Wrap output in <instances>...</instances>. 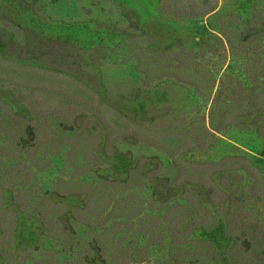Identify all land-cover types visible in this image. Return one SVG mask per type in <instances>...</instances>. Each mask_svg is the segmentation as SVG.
<instances>
[{
  "label": "rangeland",
  "instance_id": "obj_1",
  "mask_svg": "<svg viewBox=\"0 0 264 264\" xmlns=\"http://www.w3.org/2000/svg\"><path fill=\"white\" fill-rule=\"evenodd\" d=\"M187 1L127 0L123 6L112 0H21L19 4L27 7L28 14L19 8L20 13L33 26H13L6 17L0 16V193L1 190L6 191L14 200L17 190L24 191L30 186L29 180L25 182L26 177L21 178L22 173L27 172L30 178L36 177L35 182L31 180L35 190L31 196L34 205L28 208L21 194L19 205L15 204L16 211L4 210L2 208L6 204L0 194V215H5V225L10 227L16 213L25 217L26 225L33 226L41 241L35 244L41 252L43 244L51 241L52 250L60 253L59 242L48 234L42 222V200L45 202L48 191L53 192L60 179L72 172V161L80 165L82 156L97 142L94 149L96 158H92L90 168L83 175V184L101 190L98 184L101 185L103 180L124 183L130 173L125 183L129 190H137L145 200L150 199V193L161 197L157 204H152V209L145 208L144 220L147 222L155 216V209L161 202L171 204L181 199V206L187 214L184 223L189 227L194 220L197 222L204 218V206L209 205V199L218 201L217 194L208 190H214L215 181H219L220 189L231 199L235 198L241 204L239 200L245 193H250L247 187L255 182V174L263 175L257 166L264 167V152L255 153L230 139L250 134L257 125L250 118L243 117L235 126L214 133L216 138L206 135L205 127L210 126L216 88L209 92L201 85H209L211 77L205 72L192 76L191 71L182 72L178 77L170 75L169 68L174 64L171 50L143 57L142 48L147 45V39L131 28L136 17L134 11L146 8L144 13L159 16L167 31L189 30L195 18L175 17L173 9L168 7H175L176 2L186 4ZM262 2L258 0V4L263 6ZM229 4L226 0H218L217 10L222 12L225 9L224 14L232 15ZM30 15L35 18L30 19ZM86 25L93 30L113 27L117 37L107 42L84 39L80 32ZM146 61L155 62L150 66V73L155 72V76L142 83L137 71L144 68ZM242 65L252 70L244 58H239L235 67ZM70 74L79 80L68 77ZM252 75H249L250 79ZM251 88L250 80L245 90L248 103L252 99ZM228 97L226 90L215 106L212 117L216 123L222 118L221 112ZM102 123L109 126L105 145H102L104 136L98 129ZM32 125L35 138L32 137ZM88 133L91 134L89 140L86 137ZM259 135L264 145V126ZM36 138L40 140L37 148L32 146ZM16 142L20 147L24 145V150H18ZM224 142L241 149L230 151L240 155L220 158L224 154L221 151L225 147ZM225 148L229 150V147ZM170 155L172 163L169 162ZM40 157H45V160L40 162ZM255 157L259 161L256 162ZM69 158L73 160L70 162ZM35 163L40 167L34 166ZM134 163L137 167L132 166ZM228 171L230 174L224 176ZM139 172L145 173L143 183L138 181L141 178ZM258 176L256 179L260 180ZM245 179L248 182L244 185ZM136 183L142 185V190ZM111 190L116 198L119 188ZM257 191L262 195V188L258 186ZM82 196L79 192L56 195L59 201L50 210L49 220L55 224L59 219L66 221L70 210L85 215L87 212L83 209L74 210L82 208ZM252 197L254 199V195ZM253 205L256 214L253 224L258 219L262 222L264 197L254 199ZM198 208L202 214L198 213ZM39 211L41 213L37 215ZM195 227L196 230L201 229ZM206 227L207 224H203L202 228ZM96 232H99L98 228L94 229ZM93 234L84 233L73 224L67 236L73 241L70 250H87ZM188 246L183 244L179 249L203 250L194 247L193 243ZM162 250L168 252V245ZM11 262L15 264L19 260ZM0 264H4L1 257ZM145 264H152V261Z\"/></svg>",
  "mask_w": 264,
  "mask_h": 264
},
{
  "label": "trees",
  "instance_id": "obj_2",
  "mask_svg": "<svg viewBox=\"0 0 264 264\" xmlns=\"http://www.w3.org/2000/svg\"><path fill=\"white\" fill-rule=\"evenodd\" d=\"M19 1L21 0H0V16L6 17V21H9L13 26L23 27L25 24L30 26L32 24L25 21V16L19 10L20 8L21 12L28 14L27 7L21 6ZM112 1L123 6H126L127 2V0ZM230 1L226 0V4H229ZM260 2L262 0H259ZM262 3L263 6L258 4V0L231 1L229 7L233 11L230 12L232 15H228L224 14L225 9L222 12L217 10L218 0H188L186 4L176 2L175 7L168 6L173 9V16L195 18L192 21L191 29L176 31H167L159 16L144 13L146 8L140 7L139 11H134L136 17L131 25L132 29L139 31L147 39V45L142 48L143 57L145 55L152 57L153 54H161L166 50L172 51L174 57L171 60L174 64L169 68L171 69L170 75L178 77L182 72L191 71L192 76L205 72L209 78L211 77L209 85H201V88L204 90L207 88L209 92L216 88L213 98L214 106L212 105V109L210 108V126L205 127L206 135L216 138L214 133L223 132L226 128L235 126L243 117H248L250 121L257 124L256 127L254 126L250 130L249 135L230 137V139L259 154L264 152L262 136L259 135L261 127L264 126V0ZM29 18L34 19L35 17ZM92 28L86 25L85 30L80 32L81 36L84 39L88 37L92 38V41L103 40L104 42L117 37L113 27L95 30ZM239 58H244L245 63H249L252 70H247L246 65L235 67ZM154 64V61H146L144 68L137 71L142 83L155 76V72L150 73L152 71L150 66ZM251 73L253 74L252 79L249 77ZM67 76L78 79L72 74ZM249 79L252 81L250 92L253 94L248 103V101L246 102L248 93H245V90L247 83L250 82ZM194 89L197 90V87L194 86ZM226 90L229 95L228 101L225 102V108L221 112L222 118L216 123L212 117L215 113V106L218 105ZM82 102L84 103V100ZM85 103L87 104L86 101ZM31 127L32 137L35 138L33 125ZM98 129L104 136L102 145H105L109 126L102 123ZM90 135L86 134L88 140ZM39 141L37 138L34 139L32 146H38ZM98 143L93 148L89 147V152L87 151L82 156L80 165H76L75 160L69 158L70 162L73 160L71 163L72 172L60 179V183L56 184L53 192L48 191L45 202H43L44 199L42 200V222L45 224L48 234L59 242L60 253L52 250L51 241L43 244L42 252L38 250L35 244L41 241L35 235L33 226L26 225L25 217L16 213L10 227V225H5V215L1 213L0 257L4 259V264H12L11 260L13 259L19 260V263L15 264H145L150 261L152 264H264V230L262 229L264 215L260 217L262 222L258 219L253 224L252 221L256 217L253 211V200L260 196L264 197L263 165L257 166L263 175L255 174V182L252 186L247 187L248 190L250 189V193H245L243 199L239 200L241 204H238L235 198L231 199L220 189L219 181H215L214 190L211 188L208 190L217 194L218 201L215 202L208 198L209 205L204 206L206 214L200 221L194 220V223L188 227L184 223V217L186 218L187 214L181 206L183 202L181 199H177L178 201L171 202V204L166 201L161 202L159 208L155 209V216H152L148 221L151 224H148L144 220L145 208L152 209L154 206L152 204H157L161 197H155L150 193V199L145 200L137 190H129L125 183L130 173L124 183L116 180H103V185L98 184L102 187L101 190L96 186L89 188L83 184L82 177L90 168L94 160L92 158H96L94 149L97 148ZM228 144L225 143V147H229V150L223 147L221 151L224 154L220 158L233 154V156H239L240 154L237 152L230 153V151L232 149L241 151V149L231 143ZM16 145L19 146L18 150H24V145L20 147L18 142ZM85 145L87 146V143ZM42 153L45 154V152ZM66 153L69 152L66 151ZM93 155L95 157H92ZM257 158H254L256 162L259 161ZM172 159L170 155V163L173 162ZM44 160L45 157H40L39 161L43 162ZM34 166L40 167L38 163H35ZM132 166L137 167V163ZM16 172L18 171L16 170ZM229 174L228 171L224 176ZM138 176L141 177L138 181L143 183V180L146 179L145 173L139 172ZM257 176L260 177V180L256 179ZM23 177H26L25 182L30 181V186L26 188L28 191L17 190L14 193L16 198L14 197L13 200L8 197L6 191L1 190L2 202L6 204L2 209L16 211L15 204L21 201V194L24 197L22 200L28 208L34 205L31 196L35 190H33L34 185L31 180L33 179L35 182L36 177L30 178L27 172L22 173L21 178ZM247 182L245 179L244 185ZM136 184L139 190H142V185ZM145 185H149V183H145ZM258 186L263 190L262 195L260 191H257ZM116 187L119 188V197L115 198L111 189L115 190ZM25 191L28 192L27 195ZM63 192L67 194L81 193L83 206L74 208V210L83 209L89 215L87 213L82 215L78 211L70 210L66 221L59 219L58 224H55V221L49 220L50 210L59 201L56 195H61ZM66 203L70 205V202ZM36 205L40 208L39 204ZM198 210V213L202 214L201 209L198 208ZM40 213L41 211L36 214ZM193 216L195 219V214ZM73 224L77 225L84 233L91 232L93 234L95 228L99 229V232L94 233L92 238L90 237L89 247L85 251L72 252L70 250L73 241L67 236L70 235ZM178 224H181L182 227L179 228ZM203 224H207L208 227L202 228ZM195 226H199L201 229L196 230ZM136 227L137 231L135 232ZM237 230L238 233L235 234ZM4 238L5 241H3ZM192 243L194 247L203 250L195 252L192 248L191 252L190 249H179L180 245L188 244L190 247ZM3 244L6 245L3 247ZM166 245H168L169 251L165 253L162 248H165ZM33 254H36V257H33ZM151 256L154 258L152 259Z\"/></svg>",
  "mask_w": 264,
  "mask_h": 264
}]
</instances>
